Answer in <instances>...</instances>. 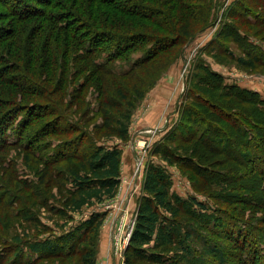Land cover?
Returning a JSON list of instances; mask_svg holds the SVG:
<instances>
[{
	"label": "trees",
	"instance_id": "obj_1",
	"mask_svg": "<svg viewBox=\"0 0 264 264\" xmlns=\"http://www.w3.org/2000/svg\"><path fill=\"white\" fill-rule=\"evenodd\" d=\"M212 1L0 0L1 167L7 149L18 148L25 164L36 161L45 176L68 180L71 187L63 210H54L65 221L94 202L112 199L121 152L116 147L103 149L102 139L60 109L68 87L73 84L80 97L87 86L96 85L105 88L103 97L111 87L104 77L130 79L134 74L138 81L132 90L137 92V85L152 79L146 91L158 78L152 71L157 70L159 58L171 52L180 57L182 47L207 26L215 8ZM236 8L230 10L231 24L224 26L217 41L231 39L241 48L247 57L236 63L242 68L264 69V50L252 41L263 38L244 29L264 27V0H239ZM196 27L199 30L193 31ZM134 54L139 57L131 62ZM117 62L132 64L119 72ZM88 66L95 72L83 77ZM200 71L190 78L186 102L177 110V128L152 153L188 171L192 187L205 196L209 193L206 197L212 205L190 197L181 200L171 191L168 174L148 167L126 250L127 264H264V98L247 88L227 86L207 67ZM79 77L82 80L74 85ZM126 92L121 87L115 93L125 100ZM102 105L114 107L111 100ZM105 114L106 122L112 119L110 112ZM43 118L50 120L40 123ZM119 127H108L107 136L116 132L127 143L126 128ZM57 165L64 175L56 174ZM19 184L22 189L13 191L0 181V205L17 207L20 200L27 220L38 223L27 212L31 210L27 202L38 195L37 187L27 180ZM48 201L42 205L53 209ZM194 206L198 213L191 210ZM101 220V214H92L79 228L69 225L59 233L49 228L44 235L4 240L0 264L10 260L40 264L56 257L94 264V238Z\"/></svg>",
	"mask_w": 264,
	"mask_h": 264
},
{
	"label": "rangeland",
	"instance_id": "obj_2",
	"mask_svg": "<svg viewBox=\"0 0 264 264\" xmlns=\"http://www.w3.org/2000/svg\"><path fill=\"white\" fill-rule=\"evenodd\" d=\"M238 1L213 0L212 3L216 9L212 7L207 26L182 47L180 57L171 52L159 58L157 70L152 71L154 75L158 74V78L146 91L144 90L145 86L149 85L152 79L150 80V77H148L140 83L142 85H137L140 88V92H137L132 90V86H135L138 81V79L134 80V74L130 79L104 77L103 80L109 82L111 87L107 89V91H110L109 95L103 97L100 93L105 88L103 90L97 89L96 85L87 86L86 91L80 97H78V92L73 91V84L68 87V93L59 105L60 109L67 111L76 124L84 126L102 139L99 146L103 149L116 147L121 152L119 176L117 178L118 185L112 199H104L99 203L94 202L84 207L79 213L70 214L68 220L65 221L54 210H63V202L68 198L66 190L70 189L71 183L68 180L65 182V180L55 179L51 174L45 176V172L40 171L41 165L36 161L32 160V162L25 164L22 159L24 153L19 151L18 148L7 149L4 153V156H6L5 163L10 164L12 168L7 170L5 163L2 164V167L0 165V181L7 184L13 191L16 188L22 189L19 181L27 180L36 185L38 195L29 201L26 199V201L31 206V212L28 210L27 212L34 214L33 216L37 217L38 223L27 220V213L21 212L25 205L20 200L17 207L11 206L6 209L0 205V243H4V240L13 241L15 236L27 239L35 234L44 235L48 233L44 229L49 228L56 233L63 231L69 225L74 226L73 229L79 228L90 215L101 214L102 220L99 223L97 236L94 238L96 243L94 264H127L126 250L136 220L138 198L140 197L147 169L150 166L159 167L168 174L172 182L171 191L181 200H188L190 197L206 205H212L206 197L209 193L206 192L205 196V194L197 193L192 187L191 181L187 177L190 174L188 171L181 170L177 165H168L162 159L155 157L152 152L177 128L180 120L178 111L186 102L185 98L190 87V78L192 75L201 74L200 69L202 67H207L221 75L227 86L236 85L247 88L257 92L264 98V69L259 67L254 69L242 68L236 63V59L247 57L243 54L241 48L232 43L231 39L223 38L224 45L217 41V36L222 32L224 26L231 24L228 15L230 10L237 7ZM238 10L239 8H236L237 12H239ZM244 29L253 35L257 33L259 39L263 38L262 43L259 40L252 39V41L264 50V27L244 26ZM192 30L197 31L199 28L196 27ZM151 32L155 33V31ZM175 50L177 51L178 48ZM228 53L232 56L227 55ZM138 57L139 54L131 56V62ZM131 62L129 64H132ZM76 64H80V62L77 61ZM129 64L117 62L116 69L119 72L126 71ZM146 68L147 66L138 70L136 75L141 74V71ZM94 72L88 66L82 76L92 75ZM80 80L82 79L79 77L73 81L74 85L79 83ZM121 87L127 89L125 100L119 99L115 93ZM143 90L145 93L140 98V93ZM201 90L207 91L203 88ZM202 95L204 94L202 93ZM55 98L52 97V99ZM105 100H111L114 107L102 105ZM129 102L134 105L130 106ZM115 105L117 106L115 107ZM107 112L111 113L112 119L106 122L105 113ZM47 120L50 119L43 118L39 122L46 123ZM117 123L120 125H117ZM109 125L114 129H120L119 126L121 125L126 128V139L129 138V141L127 143L123 142L125 140L117 137L116 132L108 137L106 129L110 127ZM171 147L174 148V145ZM57 168L59 169L56 170V174L64 175L61 170L63 167L57 165ZM37 170L41 173L37 174ZM193 179L194 182H199L197 178L194 177ZM41 180L44 182L43 185H40ZM44 200H49L48 203H52L54 208L51 209L49 205H42ZM191 210L198 213L195 206ZM17 212L21 213L17 215ZM15 214L17 217H15ZM180 218L184 219L185 217ZM25 228L29 229L27 236L24 235L27 231H25ZM112 234H114V253L111 249ZM2 252L0 250V256H2ZM25 254L32 261L31 256ZM171 254L173 255V253L169 255ZM12 261L10 260L8 264H11ZM40 264H79V259L76 257L71 259L56 257L44 259Z\"/></svg>",
	"mask_w": 264,
	"mask_h": 264
},
{
	"label": "built area",
	"instance_id": "obj_3",
	"mask_svg": "<svg viewBox=\"0 0 264 264\" xmlns=\"http://www.w3.org/2000/svg\"><path fill=\"white\" fill-rule=\"evenodd\" d=\"M111 249L112 252L114 253V234L111 235Z\"/></svg>",
	"mask_w": 264,
	"mask_h": 264
}]
</instances>
